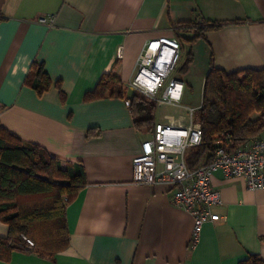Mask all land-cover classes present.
I'll list each match as a JSON object with an SVG mask.
<instances>
[{
    "label": "crops",
    "instance_id": "crops-1",
    "mask_svg": "<svg viewBox=\"0 0 264 264\" xmlns=\"http://www.w3.org/2000/svg\"><path fill=\"white\" fill-rule=\"evenodd\" d=\"M52 20L50 25L40 23ZM220 25L189 42L195 30ZM176 37L194 60L187 89L202 91L210 62L227 72L264 69V0H0V122L45 148L63 166H84L88 186L67 208L70 246L54 260L16 251L0 264H239L264 259V188L218 173L220 220L191 247L194 218L173 205L174 189L133 182L134 158L151 135L140 132L126 85L150 40ZM34 62L61 82L40 96L25 85ZM122 81L118 95L86 102L104 74ZM178 77L180 75L177 74ZM197 107V106H196ZM194 108V107H191ZM187 115L164 117L172 123ZM98 135H89V131ZM0 220V237L9 235Z\"/></svg>",
    "mask_w": 264,
    "mask_h": 264
},
{
    "label": "trees",
    "instance_id": "trees-1",
    "mask_svg": "<svg viewBox=\"0 0 264 264\" xmlns=\"http://www.w3.org/2000/svg\"><path fill=\"white\" fill-rule=\"evenodd\" d=\"M218 28L220 25L200 27L189 42L194 43L206 31ZM193 60L192 52L185 54L177 74L185 76ZM24 83L40 96L57 86L62 99L65 97L61 82L51 79L43 62L31 65ZM121 86L116 74H104L84 100L90 102L115 95L126 98ZM129 98L136 128L152 135L157 125L158 103L139 93ZM198 112L203 137L200 145L186 153L190 169L211 163L220 146L234 151L264 137V69L227 72L218 68L212 58ZM89 135L98 132L90 130ZM88 184L84 166L73 163L63 166L45 148L24 141L0 122V220L10 228L7 237H0V260L9 262L16 251L33 252L54 260L58 253L68 249L67 208ZM23 235L34 242V247H27ZM239 264H264V259L250 255Z\"/></svg>",
    "mask_w": 264,
    "mask_h": 264
},
{
    "label": "built area",
    "instance_id": "built-area-1",
    "mask_svg": "<svg viewBox=\"0 0 264 264\" xmlns=\"http://www.w3.org/2000/svg\"><path fill=\"white\" fill-rule=\"evenodd\" d=\"M40 23L50 25L52 20L42 18ZM182 48L176 37H159L147 42L126 91L139 93L159 106H180L185 92V82L177 76ZM125 104L131 108L129 97ZM201 107L202 103L187 108L188 122H184V118L172 123H157L155 132L142 143L141 152L133 162L135 184L170 186L174 189L173 205L193 216L191 247L200 241L206 224L221 219L214 212L222 204L221 193L213 185L216 174L221 173L228 180L242 178L250 190L264 188V137L234 151L220 146L211 163L196 169L188 167L187 151L202 142L201 124L193 121ZM23 240L28 248L34 247L27 236L23 235Z\"/></svg>",
    "mask_w": 264,
    "mask_h": 264
},
{
    "label": "rangeland",
    "instance_id": "rangeland-1",
    "mask_svg": "<svg viewBox=\"0 0 264 264\" xmlns=\"http://www.w3.org/2000/svg\"><path fill=\"white\" fill-rule=\"evenodd\" d=\"M180 78L183 80L188 79L186 76L180 74ZM188 94L184 100V103L196 107L201 105L203 100V91H202V81L197 80L193 83V86L187 89ZM188 111L184 108L169 107L168 105L158 106L157 112L155 114L156 120H161L164 117H178L181 115H187ZM199 112L195 113L194 122H199L198 118Z\"/></svg>",
    "mask_w": 264,
    "mask_h": 264
}]
</instances>
